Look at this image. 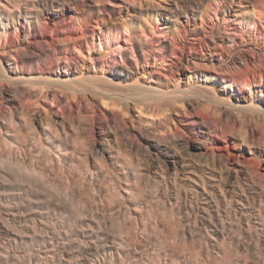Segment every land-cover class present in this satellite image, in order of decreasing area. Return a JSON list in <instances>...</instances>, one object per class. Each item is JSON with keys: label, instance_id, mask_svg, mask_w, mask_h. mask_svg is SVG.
I'll list each match as a JSON object with an SVG mask.
<instances>
[{"label": "bare ground", "instance_id": "obj_1", "mask_svg": "<svg viewBox=\"0 0 264 264\" xmlns=\"http://www.w3.org/2000/svg\"><path fill=\"white\" fill-rule=\"evenodd\" d=\"M199 2L203 4L202 7L206 6L204 4V0H200ZM41 3L42 2L38 0H0V25H2L3 27H10L11 25L17 29L18 22L23 19L27 25L33 26L36 29V24L40 20L42 11ZM71 3H76V0H63L60 4L61 6H64V4L70 5ZM85 4L86 0H83V6ZM199 5L198 7H201ZM187 7L188 5H183L177 1L175 2V6H171L168 9L171 12H174L175 10H181L183 13H185L186 16H189ZM248 9H236L235 13L233 14L234 16H236V19L233 20L230 17L232 15L231 9L223 8L220 6V4H218L214 12L215 17L212 20V27L214 29L209 31L211 40H208L205 43L203 42L204 45L201 52H198L192 47L188 48L189 46L187 47V45H182L181 47L179 46L178 50L174 49L173 52L177 53V61L168 63L164 58L161 60L160 66H162L169 72L165 75V78H158L153 80L155 81V85L154 83L152 84L147 82V80L152 78L153 75L146 76L148 74L147 71L149 70V68H147L146 66H144L143 70L139 73L133 72L129 65H121V67L112 70L107 68L105 66L107 63L105 64L104 62L102 63H104L105 65H96L95 58L91 53L88 55L86 54V57H88L87 61L90 60L91 62L89 66H86V69L83 68L84 64L80 66V68L75 66L79 68H76L77 70L75 68H72V66L70 67L67 65L68 67L66 66V69L64 68V70L59 73L58 77L55 78L57 81L54 80L55 82H53V80H49L50 77L46 76L45 74V63H47L48 60L52 61L53 58L51 54L52 52L50 53V51L52 49H56V46L54 45L55 43L53 44V41H50L49 43L47 42V44L40 41V39L36 42L37 46L33 44L36 40H33L34 42L28 41L29 43H27L26 45H18L17 43L13 42L9 45H0V55L4 54L8 59V65H4V63L0 59V97H5L12 103L11 108H9L5 112L3 111L2 113H0V184L4 188L3 192L0 193V264H156L155 261L148 256L149 254L145 255V252L143 250V247H145L146 245L145 242L148 241V238L145 239L144 236L140 238L138 236V233H136L135 231V229H137L138 227L135 228L136 224H133V222L136 223L135 221L141 219L142 216H144L143 212L145 210L143 209L145 207L140 199L135 198L137 193V186L136 188L134 187V185L132 186V179H130L131 177L129 174H133V176L138 180L142 175V171L139 169V167L141 168L145 165H143V163L141 164L140 161H137L136 158L134 159V156L131 155V153L128 154L127 152L124 153L123 151H121V147L119 144L113 147H111L110 145V147L108 146L109 148L107 149H102V147L100 149H94L90 147V144H88L85 139L83 140L79 137L76 126L72 125L71 128L68 129V127L65 126L66 123L64 124V122H62L63 124L59 126L57 122H53L52 120H50L51 117L48 118L50 114L46 116L47 118H43L39 121V123H36L35 110L37 109L33 110L35 113H32L33 111H31V107L33 105L29 108V104H27L26 102L29 91H34V93L37 95L36 98H38L40 94L44 96L49 90H52L54 86H58V91L60 90L61 93L65 95V97H68L73 93L72 98H74L76 97L77 93H80L82 97L85 96L88 100H91L92 104L94 103L95 106L96 104H104L105 106L113 107V109H119V111L122 113L121 115L125 119L129 116V118L133 119L134 121L140 120L143 124H146L145 126H147V128L152 124V126H150V131L154 134V139L153 142H149V146L146 147H152L155 154L161 156L162 161L166 165L175 167V169H177L176 167H225L223 164L224 160L222 158H220L221 160L217 161V163L214 161H209L210 163L208 165H205L202 160H198L199 158L196 160L195 157H192L199 156L198 150L200 149V146L198 144L193 145V147L190 146V142L188 139H186L187 137H185V133L180 135L179 139L181 141L177 142V144L172 143V138L168 136L169 132L172 129L171 122L168 119L172 117V112L174 113L175 110H177L178 113L181 110L186 112L189 107H192V109L195 111L196 118L193 120V126L198 130L200 136L206 138L204 140L207 141L208 145L213 140H216L219 137H223L228 140L232 139L234 141H242L244 143L246 142L250 146L254 145L257 147V149H259L261 153L264 154V100H262L261 97L256 96V88H260L262 91V95H264V76L260 79L256 77L252 78L249 76H244L245 86L243 87V90L241 92L246 101L245 103H242L240 99L233 100L229 92L222 93L219 91V88H221L220 86H222L223 88L231 87L229 86L232 85L230 84V79H234L235 82L237 80V75H239L237 74V71H235L236 76H230L228 73L230 70H226L227 67L230 68L234 66L233 69L239 67L241 69L240 71H242V74H246V71L252 69V65L250 63L252 59L249 56V53L251 52L254 57L258 55V52L264 53V30L258 26V20H260L261 22L263 19L262 17H258V20L257 18H254L255 10L250 11ZM259 11L264 16V6ZM166 18L171 19L172 16L167 15ZM261 26H264V24ZM230 29H234L235 33L241 34L242 40L240 42L236 41L234 39L235 37L230 35ZM69 42L63 39L60 44L64 47H69ZM108 43V46H112L110 45V42ZM99 45L100 46H98V48L96 47V49L99 51H103L102 47L104 45L102 46V42ZM162 47L166 48L168 47V44H163ZM141 48L143 50L145 49V47L142 45ZM151 51H147L143 55L144 59L142 62L143 64H155L156 66H158L160 59L157 58L153 53H151ZM102 54H104V51L101 52V55ZM216 56L220 57L219 64H217L216 62ZM59 57L61 61L68 62L66 64H69V61H71V58H69V56ZM259 59V62L261 64L264 63V54H261ZM16 60H19L23 64V67L19 70L12 69V64ZM138 60L139 59L137 58L136 62H138ZM140 62L141 61H139V63ZM142 62L140 63L141 65ZM242 64L245 67H242ZM257 67L258 65L255 66V68ZM140 74L143 80H140ZM52 78H54V76ZM58 81H60L61 83L65 81V84L69 82V84L71 85L66 86L60 84V82L58 83ZM35 91H37V93ZM75 93L76 95H74ZM32 96H34V94ZM28 101V103H30L32 100H29L28 98ZM172 104L173 107L175 106L177 107V109H175V107L173 109ZM250 120L252 121V123H257L256 130L253 129L251 133H249ZM260 131H262V134L258 137V140H256L254 137L257 135V132ZM207 138H209V140H207ZM252 138L255 140H253ZM70 140L73 141V144L75 143L73 146H69ZM176 145H178L179 148H177ZM33 146L37 149L39 148L38 150H40L43 155L45 154V156H47L48 158L55 160L57 162V165L59 164L58 166L63 170V172L67 171L69 175L67 179H70L73 184L78 182L80 183V181L83 182L84 180L89 184H95L98 181V189H100L99 191L102 192L101 194H99L98 199L102 200V203L104 200L107 205H103L102 208L100 207L95 212L91 211L93 214L90 217L87 216V220L83 221L81 225L73 227V229L75 228L73 232L74 236L68 235L67 233L68 238L65 240L68 241H64V243H62L61 245L56 246L57 244L55 245V243L52 241L53 238L48 241L45 237H42V235H33V238H35L37 241H42L43 243L41 244L43 245L42 247L40 245L39 249L32 248V250H34L32 252L26 253L27 255L25 258L24 254L21 255V253H19V247L15 248L14 245H16L17 247V244H19L20 242L23 243L25 240L24 238H26L25 235L27 236V233L29 235V232L26 229L27 232L22 235V232L19 233L16 229H12L13 226L10 227V225L11 223L18 222V218H25L27 214V216H29V211L27 212V210H31L30 207L34 204V200H36L34 199L35 196L32 197V193L33 191H35L38 183L42 182L44 186H42L43 188H41L40 186V188L43 190H40V188L38 187L39 193L35 194L40 197L37 199L42 200V198H44L43 200L46 204V207H42L41 209L37 208L38 210H35L36 208H32V210L34 209L33 213L37 217L40 216L41 220L38 219L39 224H35L42 226H38V228H42L43 230L50 229L51 231H53L56 229L54 224L53 226L45 221L46 217L50 216V211H53L60 207L59 203H61L62 200L66 202L65 203L63 201L67 206L69 199H71V197L75 194L77 195L75 191H72L70 189L71 185L69 183H67L69 185H65L69 186L70 190L64 187V183L66 182L62 179V177H59L60 175H56L55 178H49L50 173H46L47 168H43L44 166H40L39 164L36 165V163H34L35 160L37 161V156L34 153L36 148L34 149ZM112 162L116 164L115 167H121V170H123L124 173V179L128 184L127 186L123 185V187L120 186V184L119 186L121 189L117 187V184H114L112 185L113 190H110V192L112 193H110L108 190L112 187H103V185H101L100 187V177L106 176L108 174V167L111 168L114 164L113 163L111 165ZM37 167H39L40 169H37ZM46 175H49L48 178L45 177ZM76 185L75 187H77ZM108 192L110 193V195ZM142 193H144V191ZM110 196L112 198L118 197L119 199H123L124 204L117 209V213L122 214V217H124L125 219L128 218L131 220L129 221L130 223L128 222L129 224H126L129 225L126 229L123 227L125 230H127L129 235L125 240V244H123L125 246L122 245L123 242L117 243L118 241H111L110 234L105 229V227L103 228L105 224L103 226L101 225L102 223H104L103 219L101 222V218L103 217H105V219L107 220H112L111 224L115 222V220L113 221L114 218L112 214L108 218H106L105 216L107 209L112 210L110 206L112 198ZM225 196L226 194L224 195V198L226 199L227 196ZM116 199L117 198H115V200ZM73 200L74 199L70 200L69 204L70 202L74 203L72 202ZM230 200L231 199H229V202ZM218 201L215 203L217 209L215 213L210 208L206 207H203L200 210L198 209L197 212L199 214H202L200 221L201 228L206 230V233L211 237L212 240H217V243L214 244H217L220 248V245L218 244V236L211 232L212 229L218 231V222L219 220L223 219L220 210L221 206ZM229 202L227 203L229 204ZM256 202L258 203V201ZM249 205H251V203ZM253 205L255 206L256 204ZM72 206L73 204H71V208ZM74 207L75 206H73V208ZM187 208L189 207H186V209ZM226 208H228V206ZM90 209L95 210L92 205ZM234 209L236 210V212H234V215L236 217L235 219L238 218L239 221H242L244 218H246V220L248 219L247 221H249V211L240 210L241 213H238V208ZM88 211L90 212V210ZM74 212L76 213L77 211ZM230 212L231 211H227L226 214L230 215L231 217L232 213L230 214ZM77 213L80 214L82 212L80 211V213ZM260 214H262L261 208L259 209V215ZM255 217L257 218V215ZM132 219H134V221ZM172 222L174 221L172 220ZM195 224L196 223H194V225ZM34 226V228H37L36 225ZM33 227L32 230L38 232L39 229L36 230ZM141 228L145 231H148V223L143 221ZM172 228H175V225ZM177 229L178 228H176L175 232H177ZM169 232H171V230L168 231V233ZM221 234L223 235V233ZM120 236L121 235H119V237ZM27 237L32 238V235ZM225 238L226 237H224V239ZM97 239L100 240V246L98 245ZM100 252H103V256L101 258ZM97 255L99 257L94 260L93 257ZM207 258H209V261L211 260L210 256H207ZM193 259L194 258H192V260ZM171 261H173V258ZM189 261L190 263H193L191 260ZM172 263H174V261Z\"/></svg>", "mask_w": 264, "mask_h": 264}, {"label": "rangeland", "instance_id": "obj_2", "mask_svg": "<svg viewBox=\"0 0 264 264\" xmlns=\"http://www.w3.org/2000/svg\"><path fill=\"white\" fill-rule=\"evenodd\" d=\"M38 1L42 2V11L40 20L36 24V29L33 26L27 25L23 19L18 22L17 29L11 25L10 27H3L2 25H0V45H9L12 44V42L17 43L18 45H26L27 43L31 41L34 42L36 40L33 44L37 46L36 42L40 39V41L44 43L53 41V44L55 43L54 45L56 46V51L54 49L50 51V53L52 52L51 54L53 56L52 61L48 60L47 63H45V74L46 76H49V80H53V82H55L54 80H56L55 78L58 77L59 73L64 70V68L66 69L67 65L70 67L72 66V68L76 69L77 67L80 68V66L84 64L83 68L86 69V66H89V64H91L90 60L87 61L88 57H86V54L88 55L91 53L95 58L96 65L101 66V64L105 65L107 63L105 66L112 70L121 67V65H129L133 72L139 73L143 70V67L146 66L147 68H149V70L147 71L148 74L146 76L153 75L152 78L147 80V82L152 84L154 83L155 85V81L153 80L158 78H165V75L169 72L162 66H160L161 60L164 58L168 63L177 61V53L173 52L174 49L178 50L179 46L181 47L182 45H187V47L189 46L188 48L192 47L198 52H201L204 43L208 40H211L209 31L214 29L212 27V20L215 17L214 12L218 4H220V6L223 8L231 9L232 15L230 17L233 20L236 19V16L233 15L236 9L249 8L248 10L250 11L255 10L254 18H257L258 20V17H262L263 20L261 22L260 20H258V26L264 30V26H261L264 24V16L259 11L264 6V0H204V4L206 5L204 7H202L203 4L199 2L200 0H86V4L84 6L83 0H76V3H71L70 5L64 4V6H61L60 4L63 0ZM177 1L183 5H188L187 12L189 16H186L185 13H183L181 10H175L174 12H171L168 9L171 6H175V2ZM198 5L201 7H198ZM73 6L77 8L75 9ZM167 15L172 16V18H166ZM230 32V35L235 37L234 39L236 41L240 42L242 40V36L240 33H235L234 29H230ZM137 38L140 40H138ZM61 39H65L68 42L70 41V46L64 47L63 45H61ZM101 42L102 46L104 45L102 47V50L104 51L105 55L102 54L103 56L101 55V52L103 51H99L96 49V47L98 48V46H100L99 44H101ZM108 42H110V45L112 46H108ZM140 44L145 47L144 50L141 48ZM163 44H168V47L163 48ZM147 51H151V53H153L157 58L160 59L158 66H156L155 64H143V55ZM261 54L264 53L258 52V55L255 56V58L251 52L249 53V56L252 59L250 62L252 65V69L246 71V74H242V71H240L241 69L239 67L235 69H233L234 66L230 67L231 69L227 67L226 70H230L228 72L230 76H236L235 71H237V74L239 75H237V80L235 82L234 79H230V84L232 85L229 86L231 87L223 88L222 86H220L221 88H219V91L222 93L229 92L233 100L240 99L242 103H245L246 101L241 92L243 90V87L245 86L244 76H249L252 78L256 77L259 79L264 76V63L261 64L259 62ZM100 55L102 58L100 57ZM0 56V59L2 60L4 65H8L7 57L4 54H1ZM59 56H69V58H71V61H69V64H66L68 62L61 61ZM134 57L136 59H139L138 62H136V59ZM216 58V62L217 64H219L220 57L216 56ZM139 61L142 62V65L140 64L141 62L139 63ZM102 62H104L105 64ZM254 65H258V67L255 68ZM22 67L23 64L19 60H16L12 64V69L15 70H19ZM242 67L245 66L243 65ZM53 76L54 78H52ZM139 77L141 80V74ZM59 82L60 81H58V83ZM60 84L66 86L71 85L69 84V82L65 84V81L62 83L60 82ZM57 87L54 86L52 90H49L44 96L40 94L38 98H36L37 95L34 93V91H29L26 102L27 104H29V108L33 105L31 107V111L37 109L35 110L36 113L34 111L32 112L35 113L36 123H39V121L43 118H47L46 116L50 114L48 118L51 117L50 120H52L53 122H57L59 126L63 124L62 122H64V124L66 123L65 126L68 127V129L71 128L72 125L76 126L79 137L83 140L85 139L86 142L90 144V147L94 149H100L101 147L102 149H107L110 147V145L111 147H113L119 144L121 147V151H123L124 153L127 152L128 154L131 153V155L134 156V159L136 158L137 161H140L141 164L143 163V165H145L144 167H139V169L142 171V175L138 180L133 176V174H129L131 177L130 179H132V186L134 185L135 188L137 186V193L135 198L140 199V201L143 202L144 207L146 208L143 209L145 210L143 212L144 216H142L141 219H138V222H133V224H136L135 228L138 227L137 229H135L136 233H138V236L140 238H142V236H144L145 239L148 238V241L145 242V247H143L145 255L149 254L148 256L152 260H154L156 264H160L161 262V264H189V260L193 262L190 264H194V262L195 264H264V154L261 153L256 146H250L246 142L244 143L242 141H234L232 139L228 140L223 137H219L218 139L213 140L211 142L212 144L210 143L208 145L207 141L204 140L206 138L200 136L198 130L193 126V120L196 117L195 111L192 109V107H189L186 112L181 110L178 113V111L175 110L174 113L172 112V117L168 119L171 122L172 128L168 136L172 138V143L177 144V142L181 141L179 139L180 135L185 133V137H187L186 139L189 140L190 143H188L190 144V146L193 147V145L195 144H198L200 146V149L198 150L199 156L192 157H195L196 160L199 158L198 160H202L205 165H208L211 161L217 163V161L221 160L220 158H222L224 160L223 164L225 166L176 167L177 169H175V167L166 165L162 161L161 156L155 154L152 147H146L149 146V142H153L154 139V134L150 131V126H152V124L147 128V126H145L146 124H143L140 120L134 121L133 119H130L129 116L125 119L121 115L122 113L119 111V109L116 110V108L113 109V107L110 106L109 108L104 104H96L95 106L94 103L92 104L91 100H88L85 96L82 97L80 93H77V95L80 96H77L75 93L74 95H76V97L74 98H72L73 93L72 95L65 97V95L61 93L60 90V92L58 91L59 88ZM35 92L37 93V91ZM33 94L34 96L36 95L35 98L34 96H32ZM256 96L261 97L262 100H264V95H262V91L260 88H256ZM28 98L29 100H32L30 103H28ZM173 104L172 108L174 109L175 106L173 107ZM11 106V101L6 99L5 97H0V113H2L3 111H7L9 108H11ZM175 109H177V107H175ZM256 124L255 122L252 123V121L250 120L249 133H251L253 129L256 130ZM261 132L262 131L257 132V135L254 137L256 140H258V137L262 134ZM207 140H209V138H207ZM69 142V146H73L75 144L72 143V140H70ZM176 146L177 148H179L178 145ZM35 148L36 147H34V149ZM38 149L36 148V150L34 151L35 155L37 156V161L35 160L34 163H36V165L39 164L40 166H44L43 168H47L46 173H50V176L48 175L49 178H55L56 175H60L59 177H62V179L66 182L64 183V187L68 190L71 189L72 191H75L77 195L75 194L71 197V199H69V201L74 199L72 202H74L75 204L71 202L69 204L68 201V208L65 205L66 202L62 200V202L64 201L65 203L63 202V204L60 201L61 203H59L60 207L57 208L58 210L55 209L53 211H50V216L46 217V220L44 219L50 225L54 224L56 229H52L53 231H51L50 229L43 230L42 228H38V226L40 225H37L39 224V220H41L40 216L37 217L33 213V210L35 208V210H38L42 207H46V204L43 200L44 198H42V200L37 199L40 197L35 194L39 193L38 187L40 188L41 186V188H43L42 186H44L42 182H40L42 185L38 183L39 186L37 185L35 191H33L32 193V197H36H34V199H36L34 200L35 205H31V210H27V212L29 211V216H27L28 214L26 212L27 217L25 216V218L21 219L18 218V222L11 223L10 225V227L13 226L12 229H16L19 233L22 232V235L25 234L27 230L29 232V235L27 233V236L32 235V238H28L25 235L26 238L24 239L26 241L24 240L23 243L20 242L21 244H17V247L16 245H14L15 248L19 247V250H17L19 251V253H21V255L24 254L25 258L27 255L26 253L32 252L34 249H39L40 245L41 247L43 245L41 244L43 243L42 241L40 242L33 238L36 234L38 236L42 235V237H45L48 241L53 238L52 241L55 243V245L57 244L56 246L61 245L62 243H64V241H68L65 240L68 238V235L74 236L73 232L75 228L73 229V227L81 225L83 221L87 220L86 218L90 217L93 214L92 212H95L100 207L102 208L103 205H107L104 200L103 203L106 204H103L102 200L98 199L99 194L102 193L101 191H99L100 189H98V181L95 184L90 183L91 185L85 180L83 182L80 181V183L78 182L73 184L70 179H67L69 177L68 172H63V170L60 169V167L58 166L59 164L57 165V162L55 160L48 158L47 156H45V154L43 155V153ZM39 156L42 157L40 158ZM113 163L114 162H112L111 165ZM115 165L116 164L114 163L111 168H107L108 174L106 176L100 177V187L101 185H103V187H112L108 190L109 192L110 190H113L112 185L114 184H117V187L119 188L120 186L123 187V185L127 186L128 184L124 179V173L123 170H121V167H115ZM38 168L39 167H37V169ZM48 176L46 175L45 177L48 178ZM113 181L117 182L114 183ZM134 181L137 182L135 183ZM67 183L71 185L70 189L69 186H67L69 185ZM137 184L139 185V187ZM75 185L77 187H75ZM141 187L143 190L141 189ZM41 188L40 190H43ZM0 190V193L4 190L1 184ZM143 191L144 193H142ZM225 194L227 196L226 199L224 198ZM115 198L117 199L115 200ZM229 199H231V204L229 202ZM112 201L110 205L112 210L107 209L105 216L106 218H108L112 214L114 218L113 221L115 220V222L111 224L112 220H107L105 219V217H103L101 218V222L103 219L104 223H102L101 225L103 226L105 224L103 228L105 227V229L110 234L111 241H118L117 243L123 242V245L125 244V240L129 236L127 230H125L129 225L126 224H129V221L131 220L128 218L125 219L124 217H122V214L117 213V209L124 204L123 199L114 197L112 198ZM217 201L220 203V210L223 219L219 220L218 222V231L212 229L211 232L218 236V244L220 245L221 249L217 244H214L217 243V240H212L211 237L206 233V230L201 228L200 221L202 214H199L197 212L198 209L200 210L203 207H206L210 208L215 213L217 210L215 203ZM226 201L229 202V204ZM256 201H258L259 204ZM250 203L252 206L249 205ZM71 204H73V206H75L77 209L75 207L74 209L73 206L72 209ZM253 204H256L257 206L255 205V207ZM91 205L93 206V208H95V210L90 209ZM227 206L228 208H226ZM186 207H189L190 209H186ZM32 208L34 209L32 210ZM87 208L88 210H90V212H92L90 213ZM234 208H238V213H241L242 210L249 211V213L247 212L249 215V221H247L248 219L246 220V218L242 220L243 222L239 221L238 218V220L235 219L236 217L234 215V212H236V210ZM260 208L262 209V214L259 215ZM79 210L82 213H80ZM74 211H77L80 214H78L77 212L75 213ZM147 211L150 212L148 213ZM227 211H231V217L230 215L226 214ZM256 215L257 218L255 217ZM132 220L134 221V219ZM142 220L148 223L149 233L148 231H145L141 228L143 223ZM172 220L174 222H172ZM194 223H196L197 225H194ZM34 225H36L37 228H34ZM174 225L175 228H172L174 227ZM21 227L25 228L23 229ZM32 227L36 230L39 229L38 232L32 230ZM176 228H178L177 232H175ZM170 230L171 232L168 233V231ZM54 231H56L57 233ZM221 233H223V235ZM119 235L121 236L119 237ZM224 237H226V240L224 239ZM167 241H170L169 244ZM97 242L100 246L99 239H97ZM175 247L178 249H176ZM32 248L34 249L32 250ZM185 249L188 253L185 251ZM194 255L197 259L194 257ZM102 256L103 252H100V258ZM207 256L211 257L210 261ZM98 257V255L94 256L93 259L96 260ZM172 258L174 263H172L173 261H171ZM192 258L194 259L192 260ZM223 260H225L226 262Z\"/></svg>", "mask_w": 264, "mask_h": 264}]
</instances>
